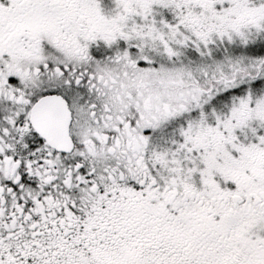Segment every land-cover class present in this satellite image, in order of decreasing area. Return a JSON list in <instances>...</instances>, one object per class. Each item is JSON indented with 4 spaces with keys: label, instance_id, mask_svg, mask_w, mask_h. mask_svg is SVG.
I'll return each mask as SVG.
<instances>
[{
    "label": "snow or ice",
    "instance_id": "snow-or-ice-1",
    "mask_svg": "<svg viewBox=\"0 0 264 264\" xmlns=\"http://www.w3.org/2000/svg\"><path fill=\"white\" fill-rule=\"evenodd\" d=\"M0 264H264V0H0Z\"/></svg>",
    "mask_w": 264,
    "mask_h": 264
}]
</instances>
